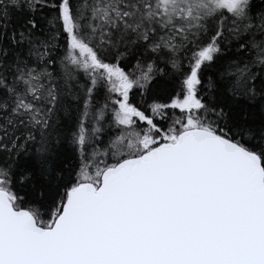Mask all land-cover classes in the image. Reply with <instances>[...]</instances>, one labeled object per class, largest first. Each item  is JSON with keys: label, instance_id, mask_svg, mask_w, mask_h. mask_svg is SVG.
<instances>
[{"label": "trees", "instance_id": "obj_1", "mask_svg": "<svg viewBox=\"0 0 264 264\" xmlns=\"http://www.w3.org/2000/svg\"><path fill=\"white\" fill-rule=\"evenodd\" d=\"M63 5L94 62L129 79L128 105L150 117L193 74L192 117L256 153L264 169V0L236 9L220 0H0V188L15 209L49 227L83 166L104 170L143 151L122 140L104 86L78 148L90 78L70 53ZM161 113L154 124L165 131L185 116Z\"/></svg>", "mask_w": 264, "mask_h": 264}, {"label": "water", "instance_id": "obj_2", "mask_svg": "<svg viewBox=\"0 0 264 264\" xmlns=\"http://www.w3.org/2000/svg\"><path fill=\"white\" fill-rule=\"evenodd\" d=\"M0 264H264L260 158L185 129L72 186L49 227L0 188Z\"/></svg>", "mask_w": 264, "mask_h": 264}, {"label": "rangeland", "instance_id": "obj_3", "mask_svg": "<svg viewBox=\"0 0 264 264\" xmlns=\"http://www.w3.org/2000/svg\"><path fill=\"white\" fill-rule=\"evenodd\" d=\"M245 1L246 0H220V3L229 9H236ZM65 7L66 6L63 5L62 15L70 34V53L88 69L90 78V95L87 98L85 109L80 118L75 136V141L79 149L86 139V125L91 124L93 117L91 111L92 95L94 89L98 86L105 87L110 103H113L116 107V121L117 124L121 126L122 140L126 141L130 151L143 149L141 152L143 153L162 142L172 141L179 131L181 132L182 130L190 128H203V126L199 124V121L191 115L192 111L195 110V107L198 106V100L195 97L194 85L192 82V90L188 89L190 82L186 83L184 85V92L181 93L180 96L175 97L169 105H155L151 110L150 117L144 116L132 106L128 105L123 95L124 88L126 84L128 85L129 79L128 81H122V79L118 78L115 68L112 69L109 66L100 65L98 62H94L89 51L84 49V46L75 38L73 25ZM206 56H209V53H207ZM191 95L192 99L190 98ZM165 108L175 109L177 114H182L181 116L185 115L182 117L181 121H175L167 131L158 128L154 124L156 119L158 121L162 118L161 111ZM103 119L105 120L106 117H103ZM128 147L124 146V153L129 152ZM102 171L103 169L90 171L87 166H83L80 173H78L76 184L90 182L96 185L99 183Z\"/></svg>", "mask_w": 264, "mask_h": 264}]
</instances>
